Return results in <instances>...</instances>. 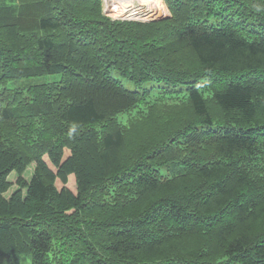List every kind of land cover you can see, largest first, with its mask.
<instances>
[{"label":"trees","instance_id":"16d2710c","mask_svg":"<svg viewBox=\"0 0 264 264\" xmlns=\"http://www.w3.org/2000/svg\"><path fill=\"white\" fill-rule=\"evenodd\" d=\"M100 1L0 0V264H264V0Z\"/></svg>","mask_w":264,"mask_h":264},{"label":"rangeland","instance_id":"374dc122","mask_svg":"<svg viewBox=\"0 0 264 264\" xmlns=\"http://www.w3.org/2000/svg\"><path fill=\"white\" fill-rule=\"evenodd\" d=\"M112 1V0H111ZM155 1V0H154ZM158 1H163V0H158ZM100 10H101V13L107 17L108 19H110L111 21H117V20H130V21H142V22H148V21H153V20H157V19H160V18H163V17H167V16H170V13H169V8L166 4V2H162L161 5H159V11L162 15H159V16H154L151 12H144V13H141V12H137V11H129V10H126V9H123L125 10V15H130V16H133V17H130V16H125V17H122L120 18L121 16H116L115 14V11L113 13L110 12V5H107L108 4V1L107 0H101L100 1ZM113 8V7H111ZM167 8H168V12H167ZM121 9V7H120ZM127 12V14H126ZM133 12V13H132ZM135 15L137 16H141V17H135ZM139 18H146V19H139ZM151 19V20H150ZM61 76L59 74H56V75H43V76H33V77H25V78H20V79H15V80H11L10 81V85L14 88H26L30 85H33V84H38V83H42V82H47V81H55V80H59ZM130 87H133V85H129ZM66 155H68V151L66 152ZM28 171L26 173L27 176L30 175V171L32 170V167L31 168H27ZM15 174L14 176L11 178L13 181H15ZM57 185L59 188L62 187V182L58 179L57 180ZM72 191H76V182H75V178L72 177V176H69V181L67 183V185ZM16 187V186H15ZM10 194H6V197H8ZM16 264H32L31 262V256L29 253H23L20 255L19 259L17 260Z\"/></svg>","mask_w":264,"mask_h":264},{"label":"bare ground","instance_id":"6f19581e","mask_svg":"<svg viewBox=\"0 0 264 264\" xmlns=\"http://www.w3.org/2000/svg\"><path fill=\"white\" fill-rule=\"evenodd\" d=\"M107 1H108L107 5H110V9H112L110 10V12L113 13L115 11L116 16H121L120 18L125 17V16H130V15H125L124 13L125 10L123 9L129 10V11H137L141 13L151 12L154 16L162 15L159 11L160 10L159 5H161V3L158 0H155V1L154 0H112V1L107 0ZM130 17H133V16H130ZM135 17H141V16L135 15ZM139 19H146V18H139Z\"/></svg>","mask_w":264,"mask_h":264},{"label":"clouds","instance_id":"9594fccd","mask_svg":"<svg viewBox=\"0 0 264 264\" xmlns=\"http://www.w3.org/2000/svg\"><path fill=\"white\" fill-rule=\"evenodd\" d=\"M171 16V15H170ZM167 17H169V16H167ZM164 18V17H163Z\"/></svg>","mask_w":264,"mask_h":264}]
</instances>
